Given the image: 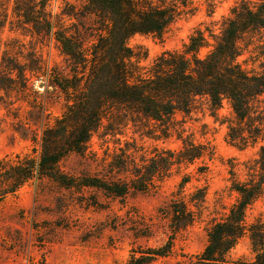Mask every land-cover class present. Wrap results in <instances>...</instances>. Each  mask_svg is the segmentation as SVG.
Instances as JSON below:
<instances>
[{
  "label": "trees",
  "instance_id": "16d2710c",
  "mask_svg": "<svg viewBox=\"0 0 264 264\" xmlns=\"http://www.w3.org/2000/svg\"><path fill=\"white\" fill-rule=\"evenodd\" d=\"M50 1L0 0V29L10 25L25 36H54L69 67L67 73L45 70L63 100L62 113L35 138L36 155L0 159V201L27 182L45 177L67 188L102 189L112 197L150 190L175 167L214 156L210 144L183 137L184 121L176 119L177 114L189 116L205 104L215 121L226 125L229 144L239 150L259 148L253 160L243 162V178L231 165L229 189L236 199L208 229L204 249L185 264H264V217L248 220L249 208L264 195V61L260 70L239 61L253 46L262 48L264 55V0H237L218 31L198 27L181 49L160 53L148 66L141 64L147 51H136L128 40L138 33L162 37L182 16L187 0H78L79 7L71 5L56 16L48 10ZM65 17L77 19L74 30ZM34 67L21 64L7 47L0 58V88L25 92L27 74ZM225 102L230 116L219 112ZM101 128L112 135L132 128L155 140L177 134L182 146L178 151L154 147L148 153L133 138L111 162L113 169L126 175L124 180L63 173L60 162L71 153L86 154L92 135ZM189 181V175L182 177L181 191ZM205 199L202 188L200 202L194 204L199 211ZM164 215L171 238L160 247L134 251L125 264H154L158 257L171 255L174 236L197 219V212L181 195L164 208ZM245 236L253 259H231L230 251Z\"/></svg>",
  "mask_w": 264,
  "mask_h": 264
},
{
  "label": "rangeland",
  "instance_id": "374dc122",
  "mask_svg": "<svg viewBox=\"0 0 264 264\" xmlns=\"http://www.w3.org/2000/svg\"><path fill=\"white\" fill-rule=\"evenodd\" d=\"M236 1L187 0L188 7L182 16L162 37L138 33L128 43L136 51H147L141 64L148 66L160 53L181 49L196 28L208 26L218 31ZM71 5L80 6L78 0H51L48 10L56 16ZM65 20L72 30L78 24L77 19L65 17ZM7 47L21 64L35 67L27 74L25 92L19 88L8 91L0 88V159L36 155L35 138L63 110L59 90L44 72L46 69L69 71L66 58L52 35L25 36L7 25L0 29V58ZM260 52L262 48L250 47L239 61L248 69L260 70L264 61ZM219 112L222 116L231 115L226 102ZM176 119L184 121L183 137L190 136L195 142L214 148L212 158L207 156L193 164L175 167L169 177L150 190H131L124 197H112L93 187L67 188L48 177L27 182L17 193L0 201V264H125L134 251L160 247L171 238L164 208L180 195L197 212V219L174 236L173 253L158 257L154 264H185L199 254L208 242L210 226L224 217L236 199V193L229 189L231 165L243 178V162L256 157L259 145L239 150L229 144L225 138L226 125L215 121L205 104L189 116L177 114ZM133 138L148 153L154 147L178 151L182 146L177 134L155 140L139 136L132 128L123 135L106 134L105 128H101L92 135L86 154H69L59 168L71 177L124 180L126 175L113 169L111 162ZM184 175H189L190 181L181 191L179 184ZM202 188L206 190V199L199 211L194 204L200 202ZM192 197L194 203L190 201ZM259 216L264 217V195L248 210L249 221ZM229 255L233 260L250 262L254 255L249 238H241Z\"/></svg>",
  "mask_w": 264,
  "mask_h": 264
}]
</instances>
